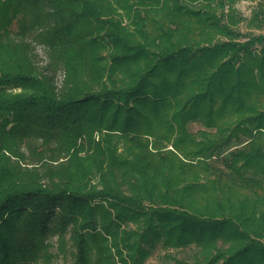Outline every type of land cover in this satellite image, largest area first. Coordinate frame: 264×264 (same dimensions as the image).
<instances>
[{
    "label": "trees",
    "instance_id": "16d2710c",
    "mask_svg": "<svg viewBox=\"0 0 264 264\" xmlns=\"http://www.w3.org/2000/svg\"><path fill=\"white\" fill-rule=\"evenodd\" d=\"M238 1L0 0V264H264V7Z\"/></svg>",
    "mask_w": 264,
    "mask_h": 264
},
{
    "label": "rangeland",
    "instance_id": "374dc122",
    "mask_svg": "<svg viewBox=\"0 0 264 264\" xmlns=\"http://www.w3.org/2000/svg\"><path fill=\"white\" fill-rule=\"evenodd\" d=\"M259 4H262L264 7V0H239L236 4L237 8L243 13L244 16L246 17H251V15L253 14V11H255L257 9V6ZM240 30L244 33H247L248 31H252L253 33H260V32H264V26L262 28H255L252 27L250 28L246 21H244L241 25H240ZM17 91V90H16ZM201 126L198 123H194L190 126V129L195 131L197 129H199ZM97 135V134H96ZM98 137V135H97ZM21 148L16 147L14 150L16 152H18ZM84 153H86V151H84ZM83 153V154H84ZM10 155V154H8ZM13 159L15 157H12ZM93 182H96V179L93 180ZM57 237L55 236L53 238V241H56ZM72 247H69V250L71 251ZM53 250L56 251V249L54 248ZM164 253V251L160 248H157L154 252H152V254L146 259V261L144 262V264H160L162 262V254ZM183 254V253H180ZM119 259V258H118ZM73 261V257L72 254H69L67 256H65L64 254H58L52 261V264H71Z\"/></svg>",
    "mask_w": 264,
    "mask_h": 264
}]
</instances>
